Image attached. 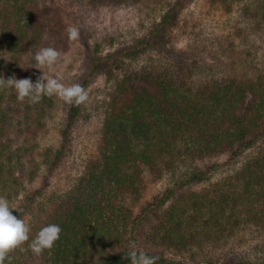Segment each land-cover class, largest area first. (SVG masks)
Masks as SVG:
<instances>
[{
	"label": "trees",
	"instance_id": "obj_1",
	"mask_svg": "<svg viewBox=\"0 0 264 264\" xmlns=\"http://www.w3.org/2000/svg\"><path fill=\"white\" fill-rule=\"evenodd\" d=\"M58 1L0 0V50L7 48L11 59V64L0 59V79L34 81L35 53L66 45L65 24L55 7ZM85 1L100 6L130 0ZM229 2L240 5L238 35L247 38L264 31V0ZM171 13L120 54L97 57V66L101 62L121 69L106 102L98 152L75 186L39 213L35 210L45 184L25 191L26 183H32L42 166L49 174L58 168L78 107L71 105L60 146L40 151L36 138L54 107L53 95L21 101L14 88L0 87V196L11 203L25 191L21 209L13 214L24 220L35 213L30 238L47 224L62 228L51 250L36 255L26 241L9 253L5 264H130L127 255L133 243L155 264H184L163 250L191 253L195 259L196 248L226 241L242 225L264 234V64H255L242 76H216L201 83L195 80L197 63L184 58L167 66H131L129 61H137L148 48H159ZM255 149L253 156L205 192H185L171 199L176 190L205 180L209 171L235 163ZM226 152L230 155L223 164H196ZM188 161L192 167L183 170ZM168 173L178 183L137 209L148 180L160 181ZM169 199L173 202L164 206ZM151 219L147 238L153 250L141 241L142 225Z\"/></svg>",
	"mask_w": 264,
	"mask_h": 264
},
{
	"label": "rangeland",
	"instance_id": "obj_2",
	"mask_svg": "<svg viewBox=\"0 0 264 264\" xmlns=\"http://www.w3.org/2000/svg\"><path fill=\"white\" fill-rule=\"evenodd\" d=\"M230 3V4H229ZM55 7L61 11L65 36L69 26L80 29L77 40L65 37L66 45H59V59L52 67L44 68L49 78H56L64 86L79 84L87 93V100L77 105L78 113L68 130V143L62 161L51 174L44 167L36 172L32 183H26V190L44 186V194L39 198V213L50 206L61 195L72 189L86 164L95 158L98 152L102 124L105 117L106 102L115 88L121 69L114 66H97V57L119 53L121 49L135 44L140 38L151 34L170 11L172 17L165 25L166 32L159 40V48H148L140 54L137 61H129L136 67L147 63L167 66L173 60L186 59L196 62V83L222 75H239L251 73L255 64H264V31L244 38L238 35L239 7L229 0H130L116 5L94 6L85 0H59ZM171 9H174L171 11ZM2 53V54H1ZM0 59L11 64L7 48L0 50ZM120 54V53H119ZM111 61V60H110ZM112 67L113 70L109 71ZM34 81L42 75L43 70L36 67ZM55 104L46 117V127L40 131L36 143L38 150L57 149L62 141V130L67 125L71 105L65 103L58 95H53ZM264 148V142L261 144ZM255 150L243 154L237 161L222 165L208 172V177L176 190V199L185 192H205L207 188L232 174ZM230 152L223 155L202 158L197 161L200 167H209L214 163H225ZM190 161L182 169H190ZM176 178L169 174L160 181L149 179L144 194L136 205L140 209L146 202L168 188L173 187ZM28 182V181H27ZM23 191L14 197L10 205L18 211L21 209ZM168 203L171 204L173 200ZM35 213L26 215L24 221L30 226ZM153 222L142 225L141 241L150 250L154 246L147 238L148 229ZM246 226V227H245ZM235 235L220 242H210L202 249L196 248L194 259L189 254L163 250L165 255L175 262L184 264H264V234H258L251 225L237 228Z\"/></svg>",
	"mask_w": 264,
	"mask_h": 264
},
{
	"label": "clouds",
	"instance_id": "obj_3",
	"mask_svg": "<svg viewBox=\"0 0 264 264\" xmlns=\"http://www.w3.org/2000/svg\"><path fill=\"white\" fill-rule=\"evenodd\" d=\"M69 40H77L80 29L76 26L67 28ZM59 52L53 47L39 49L35 55L34 66L42 69V75L36 82L30 78L17 79L14 76L0 79V87H12L17 93L18 100L29 102L38 101L42 95H58L65 103L76 104L87 100L86 91L79 84L64 86L56 78H49L44 73V68H52L59 59ZM16 208L10 205L6 197L0 196V264H5L9 259V253L23 245L26 241L29 249L36 255H40L45 250H51L60 239L62 228L60 225L51 223L43 226L38 233L30 238V228L23 219L13 214ZM127 258L130 264H155L154 258L146 252L138 250L133 243Z\"/></svg>",
	"mask_w": 264,
	"mask_h": 264
}]
</instances>
